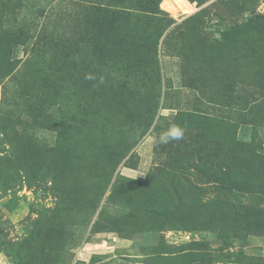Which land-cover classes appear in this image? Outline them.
<instances>
[{
	"label": "rangeland",
	"instance_id": "obj_1",
	"mask_svg": "<svg viewBox=\"0 0 264 264\" xmlns=\"http://www.w3.org/2000/svg\"><path fill=\"white\" fill-rule=\"evenodd\" d=\"M0 255L264 264V0H0Z\"/></svg>",
	"mask_w": 264,
	"mask_h": 264
},
{
	"label": "clouds",
	"instance_id": "obj_2",
	"mask_svg": "<svg viewBox=\"0 0 264 264\" xmlns=\"http://www.w3.org/2000/svg\"><path fill=\"white\" fill-rule=\"evenodd\" d=\"M85 79L95 80L96 77L91 74H86ZM100 83H103V78L100 79ZM185 131L184 127L172 123L165 131L159 134L158 143L167 144L174 140H181L184 138ZM0 264H8L2 255H0Z\"/></svg>",
	"mask_w": 264,
	"mask_h": 264
}]
</instances>
